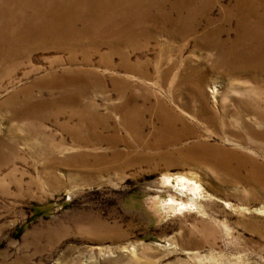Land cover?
<instances>
[{"label": "rangeland", "instance_id": "1", "mask_svg": "<svg viewBox=\"0 0 264 264\" xmlns=\"http://www.w3.org/2000/svg\"><path fill=\"white\" fill-rule=\"evenodd\" d=\"M220 8L211 12L218 22ZM210 27L201 24L183 40H169L166 31L149 27L135 49L105 45L89 62L85 54H75L78 61L70 62L68 52L48 48L3 67L0 264H264V178L255 176L258 165L229 155L224 157L227 167L211 161L221 164V150L227 149L255 159L264 173V141L244 136L242 128L233 134L214 130L183 106L195 102L190 97L195 86L215 109L218 96L212 88L215 82L219 87L228 83L212 67L213 56L224 59L225 50L197 41ZM232 33L224 38H235ZM207 68H212L209 74ZM69 69L87 73L92 81L76 78L89 91L77 94L73 105L61 102L64 91L55 84L49 89L44 81ZM192 77L191 91L181 79ZM126 81L136 83V104L149 122L145 142H136L123 129L121 88ZM234 82L252 85L244 76ZM27 86L34 89L29 101ZM14 93L18 98L10 104ZM158 100L196 131L180 143L155 145L153 125L159 123L153 106ZM225 102L231 103L230 98ZM67 128L86 131L90 144L76 146ZM206 146L212 148L202 162L183 156L190 148ZM52 149L55 153L47 154ZM82 150L89 153L86 164L47 168L51 158Z\"/></svg>", "mask_w": 264, "mask_h": 264}, {"label": "bare ground", "instance_id": "2", "mask_svg": "<svg viewBox=\"0 0 264 264\" xmlns=\"http://www.w3.org/2000/svg\"><path fill=\"white\" fill-rule=\"evenodd\" d=\"M128 1L110 0L106 3L98 0H0V77L4 66L25 61L36 49L56 48L68 52L70 62L78 61L79 56L75 54H85L83 58L89 62L93 56L101 54L100 51L105 45L110 48L131 46L135 49L136 46H140V38L148 36L149 27L158 33L166 31L169 40L175 38L183 40L193 34L201 24L207 23L212 27L197 41L209 48L225 50L224 59L213 56L212 67L220 74L219 77L224 80L227 78L228 83H222L225 86L221 94L219 91L223 86L219 87L220 83L215 82L212 88L218 96L217 109L210 105L208 97L195 86L196 93L191 92L190 96L195 102H184L183 106L214 130H225L233 134L235 128H242L244 136L254 135L264 141V129L261 128L264 126V0H228L227 3L225 0ZM217 5L221 6L222 22L211 16ZM146 22L150 26H147ZM232 30L237 33L235 38H224V35H232L234 33ZM151 38L147 39V42ZM88 48H92L93 51L84 52ZM243 64L241 68L240 65ZM211 69L207 68L206 74H209ZM70 70L72 69L54 74L44 81L49 89L55 84L54 87L58 91H64L59 98L61 102L73 105L77 94L89 91L87 84L77 83L76 78L85 77L86 82L90 84L92 81L87 73L81 74ZM242 76L251 81L252 85L234 82ZM181 80L184 84L190 83V89L193 90V83L196 84L195 77ZM134 85L136 83L126 81L121 88L125 97L124 104L120 106L121 122L126 133L136 142H145L149 134L145 129L149 122L145 111L136 104L140 94H136ZM33 90L31 86L24 89L27 101ZM173 90L175 89L171 92H174ZM252 92L259 94L252 96ZM145 93L146 89L142 88L141 96L144 100L147 97ZM235 93L241 95L233 96L237 95ZM17 95L14 93L7 102L16 103ZM228 98L231 103L225 102ZM153 107L154 118L159 123L158 126L153 125L152 137L155 145L180 143L188 132L196 131L181 114L165 103L158 100ZM84 121L86 122L83 124L87 126L89 121L86 119ZM32 128L36 129L34 126ZM67 130L76 146L84 148V145L90 144L86 131L79 133L74 128ZM236 134L237 137L241 136L239 131ZM147 143L150 144L149 141ZM2 145L4 142L0 140L1 158L4 150ZM211 148V146L190 148L183 156L189 161L202 162L208 157V149ZM55 150H47V154H54ZM221 153L223 154L219 157L222 158L221 164L211 160L216 165L227 167L228 163L224 157L228 155L242 162L248 160L258 165H254L255 176L264 178V173L259 169L260 164L255 159L227 149H222ZM47 154L44 153L45 156H48ZM51 159L47 168L53 171L58 164L67 162L84 165L88 162L89 153L82 150L61 160L58 157Z\"/></svg>", "mask_w": 264, "mask_h": 264}]
</instances>
